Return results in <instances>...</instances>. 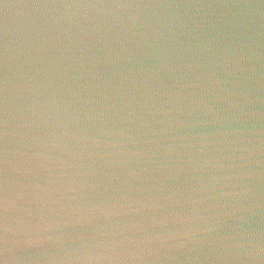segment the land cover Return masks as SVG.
I'll return each instance as SVG.
<instances>
[{
  "label": "water",
  "instance_id": "water-1",
  "mask_svg": "<svg viewBox=\"0 0 264 264\" xmlns=\"http://www.w3.org/2000/svg\"><path fill=\"white\" fill-rule=\"evenodd\" d=\"M0 264H264V0H0Z\"/></svg>",
  "mask_w": 264,
  "mask_h": 264
}]
</instances>
